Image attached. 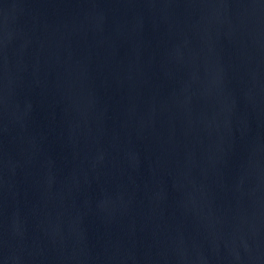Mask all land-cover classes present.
Listing matches in <instances>:
<instances>
[{
    "label": "water",
    "instance_id": "1",
    "mask_svg": "<svg viewBox=\"0 0 264 264\" xmlns=\"http://www.w3.org/2000/svg\"><path fill=\"white\" fill-rule=\"evenodd\" d=\"M0 264H264V0H0Z\"/></svg>",
    "mask_w": 264,
    "mask_h": 264
}]
</instances>
